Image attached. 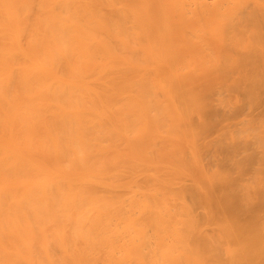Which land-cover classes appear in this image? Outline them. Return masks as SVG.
I'll return each mask as SVG.
<instances>
[{
  "label": "bare ground",
  "instance_id": "obj_1",
  "mask_svg": "<svg viewBox=\"0 0 264 264\" xmlns=\"http://www.w3.org/2000/svg\"><path fill=\"white\" fill-rule=\"evenodd\" d=\"M0 264H264V0H0Z\"/></svg>",
  "mask_w": 264,
  "mask_h": 264
}]
</instances>
